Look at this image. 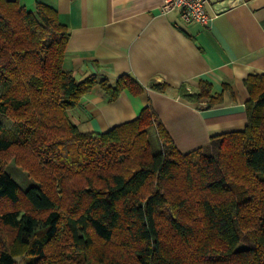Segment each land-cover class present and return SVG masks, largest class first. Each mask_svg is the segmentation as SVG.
<instances>
[{"label": "trees", "instance_id": "obj_1", "mask_svg": "<svg viewBox=\"0 0 264 264\" xmlns=\"http://www.w3.org/2000/svg\"><path fill=\"white\" fill-rule=\"evenodd\" d=\"M69 35L52 4L0 0V113L22 125L16 142L0 136V153L16 145L38 181L22 191L0 161V202L24 198L32 209L0 213V264H18L16 244L41 264H76L71 250L86 264H264V73L245 79L244 129L213 136L216 155L183 152L151 105L106 131L79 129L70 109L96 79L64 68ZM100 83L110 100L142 91L130 75ZM182 90L191 101L223 99L203 80ZM58 238L67 248L51 252Z\"/></svg>", "mask_w": 264, "mask_h": 264}, {"label": "crops", "instance_id": "obj_2", "mask_svg": "<svg viewBox=\"0 0 264 264\" xmlns=\"http://www.w3.org/2000/svg\"><path fill=\"white\" fill-rule=\"evenodd\" d=\"M19 1L33 11L38 1L55 6L70 32L64 68L78 80L96 79L70 109L81 131H106L151 105L187 152L248 124L245 79L264 73V0H206L207 24L185 23L178 11H162L164 0ZM124 75L134 77L142 91L126 88L110 100L100 81L115 84ZM202 80L213 95L223 92L222 101L182 96L183 88L199 91ZM163 83L166 91L153 86Z\"/></svg>", "mask_w": 264, "mask_h": 264}, {"label": "rangeland", "instance_id": "obj_3", "mask_svg": "<svg viewBox=\"0 0 264 264\" xmlns=\"http://www.w3.org/2000/svg\"><path fill=\"white\" fill-rule=\"evenodd\" d=\"M182 91L184 93L186 92V90H182ZM0 122H2L3 124V130L0 132V136L12 139L16 142V137L18 136L20 129L22 128L21 123L16 119V117L3 115L1 113H0ZM150 138L154 145L153 146L154 149L158 150L160 148V145H159L160 143H159V139H158V136H157V133L154 127L150 128ZM208 150H210L212 154H215V151H216L215 144L211 143L208 147ZM0 161H2V165L7 170V172L19 184V187L22 191H25L30 186L36 185L38 183L36 178L30 173V170L24 167L16 159V145L14 146V149H12L9 153H0ZM16 206H18V208L21 211L22 210H32L29 203L24 198H22L20 202L15 206L9 202H5V201L0 202V213L5 208L16 207ZM60 237H63V236H60ZM64 237H67V236H64ZM63 238H58L57 244L56 242H53V244L50 247L51 252L55 250L57 247L59 250H63V251L64 249L66 250L68 240L67 238L66 240ZM58 243L60 244L58 245ZM62 244H63V247H62ZM16 247L12 246V248L14 249L13 251L15 252V256L18 261V264H30L29 262L34 260V257H31L27 254V251L24 247L18 246L17 244H16ZM69 254L72 257H75L76 264H86L84 261L83 255L81 253L71 250ZM37 260L38 259H35L34 262L37 264H41V262Z\"/></svg>", "mask_w": 264, "mask_h": 264}, {"label": "built area", "instance_id": "obj_4", "mask_svg": "<svg viewBox=\"0 0 264 264\" xmlns=\"http://www.w3.org/2000/svg\"><path fill=\"white\" fill-rule=\"evenodd\" d=\"M205 2L206 0H164L162 11H178L181 20L185 23L207 24L209 16Z\"/></svg>", "mask_w": 264, "mask_h": 264}]
</instances>
